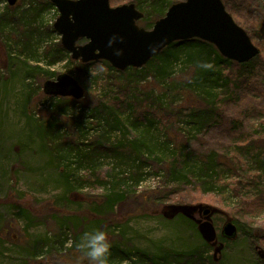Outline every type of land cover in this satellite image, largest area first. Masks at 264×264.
I'll return each instance as SVG.
<instances>
[{"label":"rangeland","instance_id":"rangeland-1","mask_svg":"<svg viewBox=\"0 0 264 264\" xmlns=\"http://www.w3.org/2000/svg\"><path fill=\"white\" fill-rule=\"evenodd\" d=\"M110 1L113 8L135 3L145 15L139 25L152 30L173 4L184 0ZM222 1L227 7V0ZM230 3L241 18L229 8L228 12L260 49L255 66L264 72V0ZM58 18L51 0H21L13 7L0 0V264H89L76 244L95 222L108 232L112 247L132 249L130 260L121 262L117 257L109 264H194L188 255L195 250L219 263L220 245L223 264H264V211L237 210L241 199L255 188H243L237 195L233 189L248 173L257 174L259 163L246 155L236 174L226 172L224 182L229 185L224 199L216 193L204 194L193 184L180 186L178 177L166 176V169H161L166 164L156 159L157 164L140 168L138 176L130 146L134 136L143 133L146 155L167 156L193 147L232 156L230 120L264 136V103L255 104L264 95L252 100L245 96L236 106L223 109V120L215 118L201 129L192 117L194 109L204 106L199 94L221 90L224 75L230 72L218 68L219 79L215 68L198 62V58L207 62V50L189 45L161 54L148 70L138 69L140 74L133 77L138 87L130 73L110 71L101 62L95 64L103 67L94 75L89 73L92 66L83 69L72 62L71 55L60 49L61 35L54 29ZM199 69L209 73L200 81ZM60 75L74 77L85 90L82 99L70 98L76 104L62 113L51 106L54 96L44 93V84ZM171 82L176 88L166 92ZM101 101L113 105L126 123L129 117L143 116L137 128L130 122L127 140L121 130H112L113 124L104 121L106 113L96 108ZM147 106L156 111L147 115L151 119L157 115V125L145 120ZM66 113L69 118L63 120ZM99 135L110 138L108 147H120L119 140L125 146L117 152L103 151L90 159L93 162L78 156L77 151L89 150L85 145ZM193 159L192 170L198 162ZM95 171L99 174L92 175ZM100 174H105L103 180ZM163 183L175 191L167 198L158 191L165 190ZM116 193H124L125 199L112 210L109 201ZM205 209L212 211L209 218L218 232L217 246L206 247L199 237ZM228 220L239 230L235 244L225 248L220 233Z\"/></svg>","mask_w":264,"mask_h":264},{"label":"trees","instance_id":"trees-1","mask_svg":"<svg viewBox=\"0 0 264 264\" xmlns=\"http://www.w3.org/2000/svg\"><path fill=\"white\" fill-rule=\"evenodd\" d=\"M228 1V2H227ZM226 4L229 10L235 17L239 16L241 18V15L237 11L234 10L232 7L230 0H227ZM249 1V0H247ZM153 3L157 4V1H153ZM241 11V10H240ZM158 12V11H156ZM159 14H161L159 12ZM238 18V17H237ZM244 20V19H243ZM240 21L241 20H237ZM242 23L245 25V23L242 21ZM242 25V24H241ZM189 45H200L203 50H207V62L206 61H200L198 58V62L210 65L212 68H215L217 70V75L219 76V79L221 78V74L218 70V68L222 67L221 70L223 71V68L226 70H229V74L224 75L225 84L221 85V90L216 89V91L213 93V91H204V93L199 94L200 100H203L204 106H202L199 109H194V115L192 117L194 118V121L198 123L202 128L209 127L212 125L213 120L215 118H221V120L224 119V108H230L231 106H236L238 101H242L245 96H248L250 100L258 97L259 95H264V83H261V79L264 80V72H259V69L257 68L256 58H261V55L257 56L254 60H252L249 63L246 64H238L232 61H229L221 56V54L218 52V50L211 44L193 39L190 41L185 42H176L172 44L171 46L167 47L161 54L167 53L171 49H182L185 46ZM60 45V49H62ZM160 54V55H161ZM160 55L153 58L145 67V70H148V66L152 61L157 59ZM211 58H214L212 60ZM203 59V58H201ZM73 62V60L71 59ZM206 62V63H205ZM213 62V64H211ZM80 64V68H89L97 62L89 63V64ZM101 64L105 65L110 71H115L113 67L107 62L102 61ZM229 67V68H226ZM132 71V72H131ZM122 75L130 73V79H134L133 77L140 74V70L138 69H128L124 72H119ZM196 78L200 81L203 80L209 73H207L206 70L199 69L196 72ZM258 77V78H256ZM256 78V79H254ZM171 80V79H170ZM135 83L138 82L134 79ZM139 87V83H136ZM169 88L166 89V92H171V90L176 88V84L174 82H171L169 85ZM202 103V104H203ZM264 103V96L256 101V105L259 106L260 104ZM51 106L55 107L58 113L65 112L66 109L71 104H76L73 100L70 98H51ZM97 110H100L101 112L106 113V117L104 118V121H106L107 125L110 126V124H113V127H111L112 130H115L116 132L118 130H121L123 132V139L127 140L126 134L127 131L131 128V123L133 124L134 128L138 127V123L140 122V116L135 119L133 117H129L130 121L127 123L122 120V117L118 114L116 111V108L113 105H107L103 101H101V106L98 105L96 107ZM148 108V109H147ZM144 113L145 120L150 119V125L154 126L157 125L159 121H156L155 118L157 115L154 116L153 119L149 118L147 114H150L153 116L154 114H157L154 110L151 111V108L147 106ZM249 112H254L252 109H249ZM94 117V116H92ZM164 117H169L168 115H164ZM163 117V118H164ZM131 122V123H130ZM237 121L235 119L230 120L229 122V130H234L233 135L231 136V141L233 142L232 147V156L224 153H219L217 150H209V151H202L198 150L197 148L193 147H186V148H180L176 149V151L171 155H164L155 157L154 154L146 155L145 149L147 144H145L147 137L146 135H143L141 137L134 136V138L130 141V146L132 148V153L135 156L134 165L137 166V174L140 175V168H143L145 164H148L149 162L156 163V160H159L157 163L160 164H166V167L163 165L161 169L165 170L166 176H176L178 177L177 182L181 185H185V188L188 187L189 184L195 185L196 188H198L202 193L204 194H212L216 193L215 195L222 196L224 199H226V190L228 183L224 182V177L226 175V172H232L233 174H236L238 170H240V166L243 164V159L246 155H248L253 161L256 163H259L261 165V168L258 169V173H248V175L244 176L242 180L236 183L235 193L240 194L242 192L243 188H250L254 187L255 190L251 191L249 194L246 195V197H243L238 205V211L245 208H250L252 211L251 213H260L264 211V136L258 135V131L255 130L253 132L247 131V127L245 125H242L241 127L237 126ZM222 125V124H221ZM221 125L219 127H221ZM99 126V122H98ZM160 126V125H159ZM125 128V130L123 129ZM224 130V129H223ZM169 138L171 139L170 134ZM110 140L109 137H105L104 135H99L97 140L95 142H92V144L85 145L86 147H90L89 150H78L77 154L78 156H82L84 159H97L98 154L102 153L103 151H112L117 152V150L123 146H125L124 143H122L120 140L117 142V145L121 143L120 147H115L114 145L108 147L107 142ZM170 141L169 139H167ZM106 141V142H105ZM95 145V147H93ZM93 147V148H92ZM149 147V146H148ZM147 147V148H148ZM100 149L99 152L97 150ZM190 149V150H188ZM193 158H196L198 161L195 165V169H191V163L194 160ZM156 159V160H155ZM93 162L92 160H90ZM152 163V164H153ZM156 163V164H157ZM199 163V165H197ZM155 165V164H154ZM197 170V171H195ZM92 175L99 174L96 171L91 173ZM102 180L105 178V174H100ZM235 176V175H234ZM241 179V178H240ZM248 182V183H247ZM165 190H158L160 191V194H164L163 198H167L169 195H172V192H175L174 190H169L165 183L161 184ZM159 186V187H160ZM216 188L217 191H216ZM117 195H114L111 197V200L109 201V207L113 210L115 206L123 201L125 199L124 193H116ZM161 196V195H160ZM251 198V199H250ZM250 199V200H249ZM186 221H188L186 219ZM240 224L241 222H237ZM94 228H100V224L98 222H95L92 224L91 229ZM239 230V229H238ZM242 230V229H241ZM252 238H257V236L254 233H251ZM199 237H201L199 235ZM222 239V238H221ZM222 243L225 245V248L234 245L235 241H229L222 239ZM204 246H208L207 243L204 241L202 242ZM132 254V249H121V247H111V254L109 257V262L117 257L121 259V262H126L127 258H130ZM189 259H194L192 262L194 264H223V260H221L219 263H214L213 258L207 259L204 258V252L201 250H195L190 255H188ZM83 262V258H82ZM84 262H88V260H84Z\"/></svg>","mask_w":264,"mask_h":264},{"label":"water","instance_id":"water-1","mask_svg":"<svg viewBox=\"0 0 264 264\" xmlns=\"http://www.w3.org/2000/svg\"><path fill=\"white\" fill-rule=\"evenodd\" d=\"M59 11L54 29L61 35L63 48L74 61L83 64L106 61L118 71L140 69L154 57L176 42L199 39L214 45L223 57L239 64H246L260 54L248 33L239 26L227 11L222 0H184L173 4L166 16L159 19L152 30L138 25L144 18L135 3L111 7L110 0H51ZM17 0H9L14 6ZM113 34L124 37L115 47L123 48L122 56H115L107 47ZM87 43L78 44L81 40ZM46 95L80 100L85 90L72 76L60 75L55 81L44 84ZM210 209L198 226L203 240L213 246L218 244V232L209 218ZM238 229L228 220L221 230V237L235 240ZM220 245L217 260L220 259Z\"/></svg>","mask_w":264,"mask_h":264},{"label":"clouds","instance_id":"clouds-1","mask_svg":"<svg viewBox=\"0 0 264 264\" xmlns=\"http://www.w3.org/2000/svg\"><path fill=\"white\" fill-rule=\"evenodd\" d=\"M73 3L78 0H72ZM123 43L124 37L119 34H113L108 42L107 47L114 50V55L119 57L124 54L123 48L115 47L117 42ZM102 65H95L89 68L90 75H94L96 71L102 69ZM68 114H64L62 119H67ZM76 246L87 257L89 264H109V257L111 254V241L108 237V232L102 228H94L82 233L79 242Z\"/></svg>","mask_w":264,"mask_h":264},{"label":"flooded vegetation","instance_id":"flooded-vegetation-1","mask_svg":"<svg viewBox=\"0 0 264 264\" xmlns=\"http://www.w3.org/2000/svg\"><path fill=\"white\" fill-rule=\"evenodd\" d=\"M20 1L21 0H17V3L14 5V6H16L17 4H19L20 3ZM8 2H9V0H8ZM10 5V4H9ZM11 6V5H10ZM11 7H13V6H11ZM83 40H85V39H83ZM82 41V40H81ZM85 43H87V40H86V42ZM85 43H83V44H85ZM79 44H82V43H79Z\"/></svg>","mask_w":264,"mask_h":264}]
</instances>
